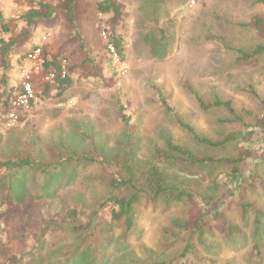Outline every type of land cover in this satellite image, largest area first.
<instances>
[{
    "label": "rangeland",
    "instance_id": "374dc122",
    "mask_svg": "<svg viewBox=\"0 0 264 264\" xmlns=\"http://www.w3.org/2000/svg\"><path fill=\"white\" fill-rule=\"evenodd\" d=\"M100 1L0 0V106L20 82L23 56L36 47L54 61L68 58L73 80L62 97L55 86L44 95L45 85H38V106L22 116L17 130L0 132V160L21 151L50 164L69 151L119 156L123 164L134 148L138 168H145L169 135L195 148L178 119L211 138L224 131L218 122L229 115L202 111L192 91L208 103L230 100L238 113L254 111L258 122L248 145L256 154L264 142V107L245 89L264 98V54L239 63L237 52L264 48V0H113L122 8L119 17L100 15ZM32 10L53 17L30 25L22 17ZM258 23L262 32L254 29ZM47 34L52 38L43 44ZM104 35L109 43L111 35L123 42V58L117 61ZM75 164L0 180V264H264V233L240 222L226 194L210 210L221 209L242 225L243 235L214 231L208 249L197 245L193 262L180 258L189 235L177 241L165 235L192 206L143 202L138 226L128 234L112 221L110 208L97 210L108 193L104 168ZM217 171L191 176L211 183ZM257 190L252 197L264 203V189Z\"/></svg>",
    "mask_w": 264,
    "mask_h": 264
},
{
    "label": "trees",
    "instance_id": "16d2710c",
    "mask_svg": "<svg viewBox=\"0 0 264 264\" xmlns=\"http://www.w3.org/2000/svg\"><path fill=\"white\" fill-rule=\"evenodd\" d=\"M41 6L49 9L48 6ZM97 11L103 16L119 17L122 8L113 0H103L97 3ZM69 12L73 15L72 9ZM52 17V13L41 14L37 10H32L22 19L32 25L38 19L46 20ZM4 27L8 32L7 27ZM254 29L262 32L259 23ZM110 40L117 54L123 58V42L115 35H111ZM1 50L4 55L8 52L5 48ZM237 53L240 55L239 63L255 62L264 54V48L259 47L253 53L243 50ZM72 84V78L57 81L55 85L58 90L57 96L62 97ZM14 88L15 86L10 88L1 106L8 105L7 99L13 95ZM45 88L44 95L50 90V87L45 86ZM245 92L253 103L264 107V98L253 87L245 89ZM192 93L202 111L223 109L229 115V118L219 120L218 123L224 131L218 133L216 138L200 134L194 127L178 119L179 127L187 134L191 143L196 145L195 148L189 144L176 142L174 137L169 135L164 139L161 147L154 149L145 168H138L141 165L139 166L136 161L134 148L130 149L123 164L119 156L109 160L103 155L76 156L69 151L67 157L59 155L57 161L47 164L32 153L18 151L9 160H0V180L18 176L26 171L58 172L67 165H76L75 163L99 165L106 171L108 193L99 200L97 210L101 212L110 208L112 221L122 223L128 234L138 226L143 202L164 204L167 207L182 204L188 206V211L192 206L187 216L172 220L165 229V235L174 241L179 240L181 235H189L180 258L187 260L192 258L193 262L198 260L197 245L208 249V237L214 231L224 233L227 238H241L243 235L242 225L236 224L221 209L210 210L211 207L219 204L224 194L235 200L242 224H253L254 231L264 233V203L252 197L259 193L257 186L264 189V149H262L264 142L259 143L256 154L248 145L251 141L249 135L254 134L256 129L258 116L254 111L247 109L238 113L230 100L215 98L208 103L198 93L193 91ZM163 103L172 112L167 102ZM18 128L19 126L7 130L0 127V132L9 133ZM245 139L249 141L245 142ZM131 143L130 135L128 145L131 146ZM245 143L246 149L243 151L240 145ZM234 148L239 153L228 156L226 153ZM213 169L218 171L211 175L213 176L211 183H206L201 176H191L192 173L201 175L202 171ZM256 241L258 243H255V246L260 249L261 244Z\"/></svg>",
    "mask_w": 264,
    "mask_h": 264
},
{
    "label": "built area",
    "instance_id": "2783aa9c",
    "mask_svg": "<svg viewBox=\"0 0 264 264\" xmlns=\"http://www.w3.org/2000/svg\"><path fill=\"white\" fill-rule=\"evenodd\" d=\"M51 38V34L44 36L43 44H47ZM104 39L118 61L119 55L115 47L109 43V37L104 35ZM71 73L72 68L68 58L63 57L59 62L54 61L42 47L26 53L22 60L20 82L15 86L13 95L8 97V105L0 107V127L13 130L20 126L22 116L33 112L40 103L38 85L52 88L57 81L71 78Z\"/></svg>",
    "mask_w": 264,
    "mask_h": 264
},
{
    "label": "crops",
    "instance_id": "0c3cea01",
    "mask_svg": "<svg viewBox=\"0 0 264 264\" xmlns=\"http://www.w3.org/2000/svg\"><path fill=\"white\" fill-rule=\"evenodd\" d=\"M14 86H16V85H14Z\"/></svg>",
    "mask_w": 264,
    "mask_h": 264
}]
</instances>
